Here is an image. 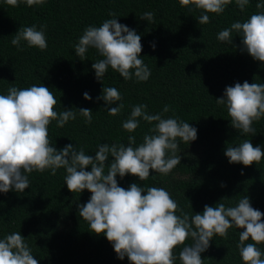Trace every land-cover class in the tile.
Segmentation results:
<instances>
[{
  "label": "trees",
  "instance_id": "trees-1",
  "mask_svg": "<svg viewBox=\"0 0 264 264\" xmlns=\"http://www.w3.org/2000/svg\"><path fill=\"white\" fill-rule=\"evenodd\" d=\"M259 2L249 0L241 11L232 0L223 13L214 14L203 13L191 4L182 7L179 0H45L32 6L24 0L18 6L0 0V94L6 95L11 86L48 87L57 99V112H77L76 119L63 127H57L55 120L49 124L51 146L60 150L73 144L77 151L83 146L91 156L99 144L127 146L130 135L135 136L136 145L142 143L155 122L137 118L139 126L134 132L122 128L135 105H147L149 114L161 113L163 118L187 122L197 129V138L189 143L177 140L180 164L168 175L150 170L144 181L133 175H117L119 186L137 183L145 188L162 187L190 214L202 213L205 205L236 206L244 196L264 213V157L245 167L230 164L224 156L226 147L238 146L245 139L264 151V117L253 122L255 135L243 134L231 126L226 107L215 101L226 86L244 81L264 83V62L242 51L236 32L231 43L217 39V34L232 23L264 11L257 9ZM145 12L154 13L153 22L140 19ZM202 14L209 16V23H198ZM114 18L140 35V58L151 70L147 81H138L134 75L125 80L110 67L100 81L92 64L103 57L94 48L87 50L84 60L76 56L74 46L84 29ZM32 25L37 30L46 26V50L28 47L23 40L19 45L22 50L12 45L16 31ZM106 87H115L122 99L110 105L98 100ZM85 92L90 100L83 98ZM121 103L119 114H108L109 108ZM165 105L170 109L167 113L162 111ZM80 108L91 109L90 124L79 115ZM112 159L109 156L105 162V172ZM85 170L90 171L91 166ZM26 175L29 187L23 192L0 193V239L19 232L38 264H129L127 257L118 259L106 237L92 233L79 216L77 205L86 203L91 193L70 192L64 183L65 169H57L55 175L50 169ZM240 231L232 227L226 238L214 235L201 253L203 264H243L237 249ZM191 243V238L185 241V245ZM183 246L174 250L175 264H180L178 254ZM257 247L264 253V243Z\"/></svg>",
  "mask_w": 264,
  "mask_h": 264
},
{
  "label": "clouds",
  "instance_id": "clouds-1",
  "mask_svg": "<svg viewBox=\"0 0 264 264\" xmlns=\"http://www.w3.org/2000/svg\"><path fill=\"white\" fill-rule=\"evenodd\" d=\"M28 6L42 4L45 0H24ZM10 6H18L20 0H5ZM232 0H179L182 7L194 5L203 13L220 14ZM241 11L249 0H235ZM264 9V0L256 4ZM110 16L115 13L110 12ZM140 19L154 21V13L145 12ZM199 24L209 23V16L202 14ZM37 30L35 25L18 29L11 43L17 46L23 40L28 47L46 50L48 44L44 29ZM241 37L242 51L246 50L253 60L264 62V11L252 14L243 22L237 21L217 34L222 42H232V33ZM153 49L155 45H151ZM76 56L84 60L89 48H94L102 59L92 64L95 76L101 81L108 68L119 73L125 80L147 81L151 70L140 58L141 37L134 29L118 23L117 19H107L99 27L88 26L84 29L78 43L74 46ZM134 69V73L131 71ZM85 100L91 96L85 92ZM106 104H114L122 99L115 87L102 89ZM216 103L227 109L231 126L243 134L252 133L254 121L264 117V83H235L226 86L222 97ZM57 99L46 86L32 85L24 88L11 86L7 94H0V193L10 190L23 192L29 187L26 173L34 170L57 169L66 171L64 183L72 193L87 190L90 198L78 204V213L96 235L103 234L110 242L118 259L127 257L129 264H175L174 250L182 246L178 259L180 264H203L201 253L207 250L214 235L227 237L228 229L236 227L239 232L237 249L243 264H264V253L257 245L264 243V213L252 207L244 196L236 206L217 203L205 205L202 213L184 212L170 193L162 187H141L131 183L121 187L117 175L138 177L140 181L150 176V170L168 175L178 164L177 140L189 143L197 138V129L189 123L176 118H163L161 113L149 114L147 105L132 107L130 116L122 122V128L129 133L139 126V120L154 126L149 134L143 136L142 143L136 145L135 136H128V144H99L95 155H87L83 146L79 151L73 144L57 150L51 146L48 126L55 120L57 127L75 120L77 112L65 109L55 110ZM123 104L109 108V115H117ZM165 105L163 113L169 112ZM86 123L92 122V111L87 108L78 110ZM136 145V146H134ZM113 159L107 165L108 157ZM224 156L230 164L245 167L259 163L264 157L260 146H253L245 139L238 146H228ZM91 166L90 171L85 169ZM243 174V173H241ZM223 186V185H222ZM179 213V215L177 214ZM191 238V245L185 241ZM251 240L250 243H245ZM0 264H38L25 238L19 232L0 239Z\"/></svg>",
  "mask_w": 264,
  "mask_h": 264
}]
</instances>
